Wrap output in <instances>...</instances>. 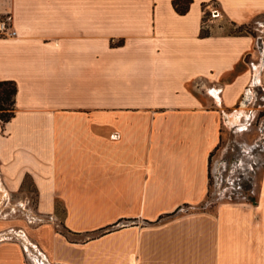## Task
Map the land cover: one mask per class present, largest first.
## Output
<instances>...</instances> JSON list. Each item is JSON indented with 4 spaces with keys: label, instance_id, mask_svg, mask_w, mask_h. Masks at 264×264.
I'll list each match as a JSON object with an SVG mask.
<instances>
[{
    "label": "crops",
    "instance_id": "1",
    "mask_svg": "<svg viewBox=\"0 0 264 264\" xmlns=\"http://www.w3.org/2000/svg\"><path fill=\"white\" fill-rule=\"evenodd\" d=\"M174 1L0 0L17 31L0 37L17 85L0 200L31 182L37 264H264V168L255 203L201 207L227 110L264 85V30L225 22L264 18V0ZM33 254L0 239V264Z\"/></svg>",
    "mask_w": 264,
    "mask_h": 264
},
{
    "label": "rangeland",
    "instance_id": "2",
    "mask_svg": "<svg viewBox=\"0 0 264 264\" xmlns=\"http://www.w3.org/2000/svg\"><path fill=\"white\" fill-rule=\"evenodd\" d=\"M259 28L264 30V18L259 17L242 30L247 29L249 33L257 36ZM205 30L211 32L212 29L205 25ZM225 30L238 32L240 28L227 21ZM256 82L257 79L246 92L247 101L243 100L241 105L237 102L227 110V114L238 110L241 115L238 121L231 123L226 116L227 125L222 129V141L210 160L211 189L207 200L201 204L203 209H211L220 200L248 201L249 194L257 197L252 192V187L253 183L260 182L264 168V85ZM24 192L25 195H9L6 201L0 200V222L5 223L0 226V233H5L2 236L15 238L16 234L21 233L32 239L31 229L39 225V220L33 211L36 194L29 180L25 183ZM32 250L36 258L33 262H42V253L39 254L35 248Z\"/></svg>",
    "mask_w": 264,
    "mask_h": 264
},
{
    "label": "trees",
    "instance_id": "3",
    "mask_svg": "<svg viewBox=\"0 0 264 264\" xmlns=\"http://www.w3.org/2000/svg\"><path fill=\"white\" fill-rule=\"evenodd\" d=\"M191 0H175L174 5L180 13L187 11ZM244 27H240L242 30ZM207 34V32L205 33ZM17 85L13 80L0 81V120L3 123L8 122L15 114V96ZM210 195V193H209ZM248 202H256L254 196L248 195Z\"/></svg>",
    "mask_w": 264,
    "mask_h": 264
},
{
    "label": "built area",
    "instance_id": "4",
    "mask_svg": "<svg viewBox=\"0 0 264 264\" xmlns=\"http://www.w3.org/2000/svg\"><path fill=\"white\" fill-rule=\"evenodd\" d=\"M216 14H219L217 9L211 11L212 18L216 17L215 16ZM16 35H17V31L14 29L13 24H12V15L6 14V15L0 17V37H14ZM251 87H253L252 83L248 89H250ZM244 100L247 101L246 98ZM247 128L248 127L246 126L245 129H247ZM4 234L5 233H0V236H2ZM8 237L10 238L12 236H2V237H0V239L8 238ZM19 237H21V239H22L21 241H23L27 245V251L29 253H34V251L31 250V247L35 248V246L32 244L30 239H28V237L26 235H23L21 233L16 234L15 238L20 240ZM12 238H14V237H12ZM35 250H37V249H35ZM34 256L35 255L33 254V257ZM33 260L35 261V259H33Z\"/></svg>",
    "mask_w": 264,
    "mask_h": 264
},
{
    "label": "bare ground",
    "instance_id": "5",
    "mask_svg": "<svg viewBox=\"0 0 264 264\" xmlns=\"http://www.w3.org/2000/svg\"><path fill=\"white\" fill-rule=\"evenodd\" d=\"M258 77V76H257ZM257 77H255V80L254 81H256V79H258ZM217 98L219 99V97L217 96ZM240 115H241V112L240 111H235L234 113H232V114H227V120L229 121V122H232V121H238L239 120V117H240ZM0 189H3V187L1 186V183H0ZM4 192V191H3Z\"/></svg>",
    "mask_w": 264,
    "mask_h": 264
}]
</instances>
